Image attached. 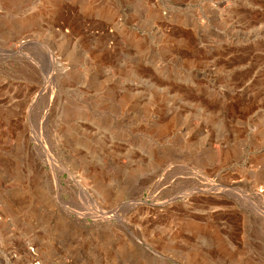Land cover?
Here are the masks:
<instances>
[{"label":"rangeland","instance_id":"rangeland-1","mask_svg":"<svg viewBox=\"0 0 264 264\" xmlns=\"http://www.w3.org/2000/svg\"><path fill=\"white\" fill-rule=\"evenodd\" d=\"M0 264H264V0H0Z\"/></svg>","mask_w":264,"mask_h":264}]
</instances>
